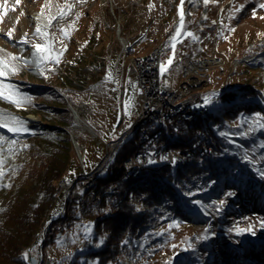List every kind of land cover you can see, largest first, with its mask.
<instances>
[{"label": "rangeland", "instance_id": "1", "mask_svg": "<svg viewBox=\"0 0 264 264\" xmlns=\"http://www.w3.org/2000/svg\"><path fill=\"white\" fill-rule=\"evenodd\" d=\"M179 1L0 0V57L16 69L14 73L6 69L3 80L28 98L20 107L0 99V115L19 117L28 129L13 132L0 127V194L15 193L18 180L44 162L39 130L26 117L53 113L44 103L56 98V93L43 87L54 86L65 94L66 103L59 100L55 105L78 106L80 119L70 116L72 123L66 129L76 140L85 168L93 171L107 154V142L122 144L125 131L139 116V86L127 70L132 54L144 55L163 42L162 84L174 89L192 48L196 54L215 53L225 59V74L213 69L204 90L210 92L211 101L215 92L231 96L228 100L221 95L212 110L223 118L214 126L218 143L208 157L218 161V171L186 197L184 217L168 200L156 207L147 231L138 239L136 264H264V121L260 119L264 117V0H185L192 18H183L182 32L189 30L198 44L191 48L190 41L182 40L174 53L169 48L180 27ZM34 11L43 13L47 27L41 26V32L46 35L35 34ZM118 26L131 43L121 62L111 67L116 48L122 47ZM142 32L147 37L139 41ZM25 38L29 43H20ZM36 44L45 46L41 53L45 59L39 64ZM14 77L33 87L12 83ZM127 79L129 85H125ZM70 147L74 161L63 176L72 181L84 169L72 141ZM65 203V195L59 194L51 220L62 221ZM64 219L62 235L48 242L54 264L84 261L87 245L91 243L92 249L100 244L94 239L95 224L72 206ZM86 225H90L87 234ZM45 240L41 234L33 254H39Z\"/></svg>", "mask_w": 264, "mask_h": 264}, {"label": "trees", "instance_id": "2", "mask_svg": "<svg viewBox=\"0 0 264 264\" xmlns=\"http://www.w3.org/2000/svg\"><path fill=\"white\" fill-rule=\"evenodd\" d=\"M121 48H116L111 67L116 63ZM125 51L128 52L129 48ZM60 79L62 83L65 81L62 76ZM11 81L20 87H33L26 80L15 78ZM43 88L56 93V98L44 103V108L53 109V113L43 114L41 111L40 118L43 123L32 121L33 126L39 130L38 137L43 143L41 147L44 162L38 167L30 168L18 180L15 193L8 191L0 194V264L28 263L43 228L52 219L57 204L58 194L55 193L59 179L74 161L69 134L61 128L62 125L69 129L67 123H72L70 116H73L71 109L67 104L66 107L55 105L59 100L65 103L66 100L54 86ZM223 97L230 100L231 96L224 93ZM222 119L221 114L212 112L182 128L175 137H162L158 144L170 148H184L201 136L211 138L216 144L218 136L214 126L222 122ZM136 139V136L126 138L113 154L106 173L97 178L95 190L110 181H118L115 191L103 193L99 203L94 206L83 205L81 211L74 207L79 213H84V217L93 220L94 239L100 244L92 249L88 248L84 261L73 264H136L140 252L138 239L147 231L148 218L156 207L163 200H168L177 215L184 217L183 211H187L186 197L218 171V161L207 158L201 163L195 162L182 168L159 164L145 169L135 178L121 180L124 162L133 153ZM102 235L105 237L101 238ZM91 241L94 243L93 239ZM24 253H28L27 259Z\"/></svg>", "mask_w": 264, "mask_h": 264}, {"label": "built area", "instance_id": "3", "mask_svg": "<svg viewBox=\"0 0 264 264\" xmlns=\"http://www.w3.org/2000/svg\"><path fill=\"white\" fill-rule=\"evenodd\" d=\"M170 1V0H167ZM182 3V1H181ZM185 0H183L184 7ZM181 9V7H180ZM184 17V16H183ZM187 33V31L183 38L176 40L171 46L170 51L174 52L177 49L179 42L182 40H188L191 42V48L194 46L193 38ZM146 38V34L143 32L140 34L139 41H142ZM164 46V44L162 45ZM192 50L190 51V61L187 64V68H185L184 72V81L180 82L179 86L174 89H167L162 84L163 72L160 70V64L162 61V54H160V48L157 52H153L152 56L148 59H138L136 63L132 66H127L128 75H134L136 82L139 86V98L141 103L139 105V116L135 122H139L141 120H148L151 117H159V125L158 126H150L146 129V134L143 140H146V147L142 149L141 156L136 157L135 160H131L129 163H126L127 170H132L133 173H139L142 169L149 168V162H155L161 159H169L172 160V163L176 161L177 158H180L184 154H191L190 150L188 151H178L175 150L172 153H164L162 152V145L159 146L158 142L155 141L154 137H150V130L163 129V125H161V113H168L172 108L176 107H188L189 115L192 113H196L197 111H203L208 104L205 103V96H208L210 92H206L204 87L210 81V79L206 80H197L192 78H187V71L191 66H198V61L193 60ZM220 69L221 74L225 73V70ZM130 81L127 79L125 85H129ZM184 87H192V89H196V96L194 98H186L183 96V88ZM123 89L122 86L119 87L121 91ZM214 95H212V103H214ZM160 100H168V111L167 112H159V101ZM135 124V123H134ZM133 124V125H134ZM130 128H133L130 127ZM182 128H186L180 126L179 120H173L172 123V132L169 133L171 135H177ZM120 140H112L107 142L108 151L104 156L102 163L93 171H88L83 165L84 172L81 176L76 178L75 180L69 181L65 180L60 187V194L64 193L65 199L67 192L69 190L77 191V204L75 207L81 211L83 205L94 206L98 204L97 200H95L94 194H86V186L88 182H92V176L95 172H102V175L107 171L108 163L111 158V152L114 149V146L117 145ZM211 153H207V145H204L203 156H193V159L209 157ZM192 156V155H191ZM117 184L113 185L112 188H106L107 193H112L115 191ZM49 223H52L50 221ZM62 229V222L59 225H55L54 233H46V229L43 232L46 238L49 240H53L58 232ZM39 254L37 257L39 259L38 264H54L53 258L50 255V252H43L42 247L39 249ZM31 264V262H28Z\"/></svg>", "mask_w": 264, "mask_h": 264}, {"label": "bare ground", "instance_id": "4", "mask_svg": "<svg viewBox=\"0 0 264 264\" xmlns=\"http://www.w3.org/2000/svg\"><path fill=\"white\" fill-rule=\"evenodd\" d=\"M182 1V0H181ZM181 7V2H180ZM183 14L184 17L191 18V14L187 9L183 7ZM32 21L34 23L40 24L42 28H45L46 21L43 17H41L38 13L35 11L32 13ZM143 33V32H142ZM221 41H225V38H223ZM193 44L197 45L198 40L196 38H193ZM163 42L156 43L150 51L145 53L144 55H136L132 54L130 56L129 62L127 66H132L138 59H148L150 56H152L153 52H157L160 48V54L163 53L164 46ZM171 49V46L170 48ZM192 57L193 60L198 61V66H191V68L187 71V78L197 79V80H206L210 79V75L213 69L215 68H221L224 69L225 66V60L217 56L216 54H208L201 52L199 54H196L194 49L192 50ZM190 61V53L187 56V59L183 66V75L180 80V82L184 81V72L185 68H187V64ZM220 70V69H219ZM223 94L222 91L215 92L214 95V103L208 104V106L203 111H197L196 113H192L189 115V108L188 107H176L172 108L170 112L168 113H161V125H163V129H156V130H150V137H154L155 141H159L162 137L167 136L169 138H173L176 135L169 136V133L172 132V123L173 120H179L180 126L188 127L190 126L195 120L207 116L210 114L213 110V107L218 105L220 103V97ZM183 96L186 98H194L196 96V89H192V87H184L183 88ZM168 111V100H160L159 101V112H167ZM32 118L38 119L39 117L35 114H29ZM80 119V117L78 118ZM159 125V117H151L148 118V120H141L139 122H135L133 125V128H129L125 131V134L123 135V140L126 138L136 136V143H135V149L130 157H128L124 162V170L121 175V180H130L132 178L137 177L140 175L145 169H142L139 173H133L132 170H127L126 163H129L131 160H135L136 157L141 156V151L146 147V140H143V138L146 134V129L150 126H158ZM213 140L209 137H199L193 140V142L184 148H170L165 147L162 145V152L164 153H172L175 150L178 151H188L190 150L191 154H184L180 158H177L175 162L172 163V160L169 159H161L158 162H149V167L158 166L159 164H169L174 167H186L189 164L195 163V162H203L208 157H202V158H196L193 159V156H203L204 152V145H207V153H211L213 150ZM121 145V142H119L117 145L114 146V149L111 152L112 155L116 152L118 147ZM192 155V156H191ZM102 172H95L92 176V182H88L86 186V194H94L95 191V200L99 203L101 200L102 194L107 193L106 188H112L113 185L117 184L118 181H110L107 184H105L102 188L99 190H95L96 182L98 176H101ZM65 180H68L66 177H61L58 183V187L56 190V194H60V187L61 184L64 183ZM77 204V191L76 190H69L66 195V203L62 210V213L60 217H62V223H64V215L68 213L69 207H75ZM160 206V205H159ZM61 222H55L52 221V223H47V225L43 228V232L46 229V233H54L55 232V225H59ZM46 240H49V238H46ZM91 241V240H90ZM88 248L91 247V243L87 245ZM43 252H49L48 245H42Z\"/></svg>", "mask_w": 264, "mask_h": 264}, {"label": "snow or ice", "instance_id": "5", "mask_svg": "<svg viewBox=\"0 0 264 264\" xmlns=\"http://www.w3.org/2000/svg\"><path fill=\"white\" fill-rule=\"evenodd\" d=\"M208 0H205V3H207ZM183 0L181 3V9H180V27L177 29L176 34L172 36V40L176 41L178 39V37L180 35L183 34L182 29L184 27V20H183ZM262 8H264V4L261 5ZM64 13L61 12L60 15H63ZM43 16V13H41V17ZM45 27H47V25H45ZM234 31V29H233ZM37 36H42V35H46V33L41 32V26L38 24L37 28H36V33ZM8 37L12 36L11 31L8 32L6 34ZM27 35V34H26ZM187 35L189 36H193V38H195L193 33H187ZM20 43H29V41L25 38L23 39ZM175 45H173L174 47ZM35 49L37 50V52L35 53L36 57H37V63H42L45 59L44 55H42L41 53H43L45 51V46L40 45V44H36L34 45ZM13 59H18L17 57H13ZM19 59H24L23 57H19ZM174 56L172 58L169 59V61L167 62L168 65H171V63L173 62ZM58 62V59H57ZM25 63H27V61L25 60ZM8 70L10 72H15L16 69L14 67H12L11 65H9L8 63L5 62L4 58L0 57V99H5L8 100L11 103H14L17 107H20L24 102H26V100L28 99L27 97L22 96L19 93V90L15 88L14 85L11 84H7L4 82L3 77L5 75V70ZM160 70L161 72L166 71V67L163 63L160 64ZM205 103H211V98L208 96H205ZM260 119L262 121H264V117H260ZM262 127H264V124L261 125ZM0 127H6L8 128L10 131L13 132H20V131H28V129L26 127H24V122L22 121L21 118L19 117H15V116H8L5 117L3 115H0ZM23 147H28L27 145H24ZM151 162V161H150ZM3 165V159L0 158V167H2ZM3 173L0 172V175H2ZM9 187L11 185H8ZM197 204H199V201H196ZM90 227V225H86L85 226V230H86V234H87V229ZM204 238H207L206 236ZM24 257L27 259L28 257V253H24L23 254Z\"/></svg>", "mask_w": 264, "mask_h": 264}, {"label": "water", "instance_id": "6", "mask_svg": "<svg viewBox=\"0 0 264 264\" xmlns=\"http://www.w3.org/2000/svg\"><path fill=\"white\" fill-rule=\"evenodd\" d=\"M120 33H121V30H120V27L118 26V27H117V34L119 35V39H120V41H121V46H122V48H121V53H120L119 56H118V59H117L116 65H117V63H118V60H119L121 54H122V53L124 52V50L127 48V43H128V40H127L125 37H123ZM61 94L64 96L63 93H61ZM68 105H69V108H70L71 111H72V114H73L74 118H75V119L78 118V117H79V113H78L76 107H75L74 105H72L70 102L68 103ZM26 117L29 118V119H31V120H33V121H35V122H42L40 118H38V119L32 118L29 114H27ZM42 123H43V122H42ZM61 128L65 129V130L69 133V135H70V139H71V141H72V143H73V145H74V147H75V149H76V152L78 153V155H79L80 158H81V155H80L79 150H78V147H77L76 140H75V139L73 138V136L70 134V132H69L68 129H66L65 127H61ZM81 159H82V158H81ZM61 235H62V232H59L58 237H60ZM29 261L31 262V264H37V263H38V258L35 257L34 255H30V256H29Z\"/></svg>", "mask_w": 264, "mask_h": 264}, {"label": "crops", "instance_id": "7", "mask_svg": "<svg viewBox=\"0 0 264 264\" xmlns=\"http://www.w3.org/2000/svg\"><path fill=\"white\" fill-rule=\"evenodd\" d=\"M138 55V54H137ZM186 60V59H185Z\"/></svg>", "mask_w": 264, "mask_h": 264}]
</instances>
